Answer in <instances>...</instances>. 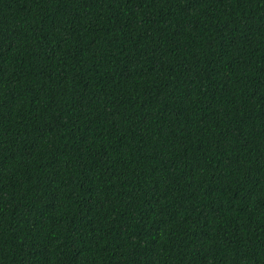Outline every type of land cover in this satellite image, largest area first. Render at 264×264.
<instances>
[{
	"label": "trees",
	"instance_id": "obj_1",
	"mask_svg": "<svg viewBox=\"0 0 264 264\" xmlns=\"http://www.w3.org/2000/svg\"><path fill=\"white\" fill-rule=\"evenodd\" d=\"M0 264H264V0H0Z\"/></svg>",
	"mask_w": 264,
	"mask_h": 264
}]
</instances>
